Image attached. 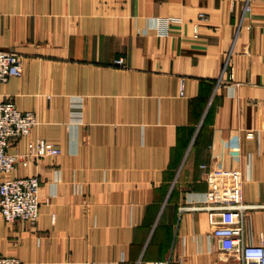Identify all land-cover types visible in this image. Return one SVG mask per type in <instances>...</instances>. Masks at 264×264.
I'll return each instance as SVG.
<instances>
[{"label":"crops","instance_id":"obj_1","mask_svg":"<svg viewBox=\"0 0 264 264\" xmlns=\"http://www.w3.org/2000/svg\"><path fill=\"white\" fill-rule=\"evenodd\" d=\"M0 48L23 65L0 100L37 117L9 150H62L0 174L40 178L35 224L0 213V254L242 264L212 230L230 203L264 235V0H0Z\"/></svg>","mask_w":264,"mask_h":264},{"label":"built area","instance_id":"obj_2","mask_svg":"<svg viewBox=\"0 0 264 264\" xmlns=\"http://www.w3.org/2000/svg\"><path fill=\"white\" fill-rule=\"evenodd\" d=\"M169 20L158 21L157 25H166ZM115 63L124 65L123 57L117 58ZM226 68V63L224 68ZM23 71L22 59L16 52L0 48V83L10 77L21 75ZM182 93V85H181ZM81 108L73 111L75 121H81ZM37 123V117L31 110L19 109L14 100L4 98L0 100V174H7L18 165L28 166L32 161L45 156H56L61 148L39 138L29 140L26 150L11 152L9 147L18 139L28 137ZM251 136L252 134L249 133ZM40 178L37 175L7 176L0 178V213L7 222L26 220L35 224L40 214ZM214 193H206L207 204L204 208L214 207ZM230 211L228 223L214 226L212 236L215 237L221 250L241 259L242 264H264V235L258 243H248L243 238L244 206L226 203L216 205ZM0 264H22L15 255L0 254ZM146 264H170L169 260H151Z\"/></svg>","mask_w":264,"mask_h":264},{"label":"rangeland","instance_id":"obj_3","mask_svg":"<svg viewBox=\"0 0 264 264\" xmlns=\"http://www.w3.org/2000/svg\"><path fill=\"white\" fill-rule=\"evenodd\" d=\"M167 25V24H166Z\"/></svg>","mask_w":264,"mask_h":264}]
</instances>
